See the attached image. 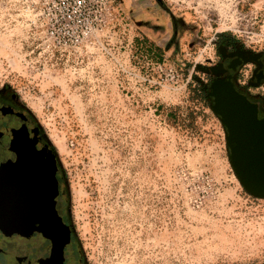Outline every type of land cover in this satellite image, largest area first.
<instances>
[{
  "label": "rangeland",
  "instance_id": "obj_1",
  "mask_svg": "<svg viewBox=\"0 0 264 264\" xmlns=\"http://www.w3.org/2000/svg\"><path fill=\"white\" fill-rule=\"evenodd\" d=\"M120 2L103 48L60 54L0 0V88L55 150L85 263L264 264V199L204 94L220 37L264 52V0Z\"/></svg>",
  "mask_w": 264,
  "mask_h": 264
},
{
  "label": "flooded vegetation",
  "instance_id": "obj_2",
  "mask_svg": "<svg viewBox=\"0 0 264 264\" xmlns=\"http://www.w3.org/2000/svg\"><path fill=\"white\" fill-rule=\"evenodd\" d=\"M218 40L214 63L204 67L209 107L219 109L220 93L233 102L246 100L257 119H263L264 52L250 53L221 37ZM0 174L17 175L23 197L17 227L0 221V258L9 247L16 249L15 264H86L73 233L55 150L33 115L5 86L0 88Z\"/></svg>",
  "mask_w": 264,
  "mask_h": 264
},
{
  "label": "built area",
  "instance_id": "obj_3",
  "mask_svg": "<svg viewBox=\"0 0 264 264\" xmlns=\"http://www.w3.org/2000/svg\"><path fill=\"white\" fill-rule=\"evenodd\" d=\"M28 27L54 53L104 47L122 14L120 0H17Z\"/></svg>",
  "mask_w": 264,
  "mask_h": 264
},
{
  "label": "water",
  "instance_id": "obj_4",
  "mask_svg": "<svg viewBox=\"0 0 264 264\" xmlns=\"http://www.w3.org/2000/svg\"><path fill=\"white\" fill-rule=\"evenodd\" d=\"M239 101L247 109L245 110L248 115L247 121L251 122L254 128L250 129L249 123H244L243 127L240 117L242 112L232 110L233 100L220 93L217 94L219 109L213 108V112L220 115L219 119L227 129L226 143L230 151V164L239 183L249 195L264 199V132L258 130L263 127L264 118L257 119L253 106L246 100ZM3 194L0 191V221H3L1 216L2 197H5Z\"/></svg>",
  "mask_w": 264,
  "mask_h": 264
},
{
  "label": "bare ground",
  "instance_id": "obj_5",
  "mask_svg": "<svg viewBox=\"0 0 264 264\" xmlns=\"http://www.w3.org/2000/svg\"><path fill=\"white\" fill-rule=\"evenodd\" d=\"M231 109L234 111L239 110L242 112V114H240V117L243 123V127H244V123L247 124L249 123L248 127H250V129L254 128L252 127V123L247 121V116H248L246 112L247 109L244 108V105L240 103V101L236 100L235 102L231 103ZM263 129H264V124L263 127L258 130L259 131L261 130V132L263 133L264 132ZM18 181H19V177L17 175L5 177V178L2 175L0 176V184H1L0 186H2L0 191L4 193L2 196H5L4 198L2 197L3 210L1 212V216L3 217L4 222L7 220V222L5 223L10 228L17 227L19 223L18 221L20 220L21 213L23 211L21 207V204L23 203V197L20 191V186Z\"/></svg>",
  "mask_w": 264,
  "mask_h": 264
}]
</instances>
